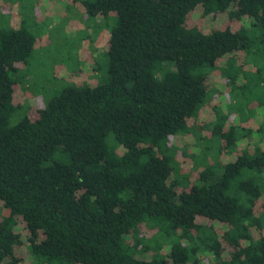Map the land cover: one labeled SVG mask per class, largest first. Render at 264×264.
Wrapping results in <instances>:
<instances>
[{
  "label": "trees",
  "instance_id": "obj_1",
  "mask_svg": "<svg viewBox=\"0 0 264 264\" xmlns=\"http://www.w3.org/2000/svg\"><path fill=\"white\" fill-rule=\"evenodd\" d=\"M84 6L116 17L106 43L107 82L65 86L14 124L25 92L9 74L27 62L33 36L23 25L0 30V264L21 262L25 243L31 254L77 264H264L259 139L253 154L250 145L236 155V141L251 131L222 129L216 115L212 132L230 157L219 174L204 169L194 180L155 152L187 130L215 71L233 81L254 46L264 56V0ZM263 128H256L261 137ZM145 226L169 245H151Z\"/></svg>",
  "mask_w": 264,
  "mask_h": 264
},
{
  "label": "rangeland",
  "instance_id": "obj_2",
  "mask_svg": "<svg viewBox=\"0 0 264 264\" xmlns=\"http://www.w3.org/2000/svg\"><path fill=\"white\" fill-rule=\"evenodd\" d=\"M86 1L92 0H0V30L23 25L33 36V48L27 62L9 74L25 92L21 106L10 117L11 124L28 113L30 107L46 105L65 86L92 87L107 82L106 43L116 17L113 13L101 17L89 14L84 6ZM253 50L255 53L251 52L243 64L245 73L238 71L233 81L229 75L215 71L216 83L203 104L192 114L187 130L166 137L159 147H155V152L170 156L174 166L178 163L179 173L187 174L190 180L204 169L219 174L223 163L230 157L229 154H221L218 148L220 135L212 132L221 117L224 120H219L218 124L222 123V129L240 124L242 127L237 128V135L251 131L250 137L236 141L232 148L236 155L250 145L249 151L253 154L256 143L251 142L254 140L259 139L257 151L264 147V133L261 137L256 131L264 123V56L255 46ZM243 81L250 85L248 90L239 86ZM255 93L263 99L255 101L258 97L253 95ZM214 105H218L216 109ZM197 183L200 184L201 180ZM2 214L0 206V217ZM149 226L151 229L154 227L153 224ZM141 232L151 245L154 242L165 247L169 245L170 238L164 235L157 238L146 226ZM151 250L152 254L149 253L157 256L155 247ZM20 252L22 260L18 264H77L31 254L27 243L23 244ZM202 257L206 262L212 261L211 256Z\"/></svg>",
  "mask_w": 264,
  "mask_h": 264
}]
</instances>
